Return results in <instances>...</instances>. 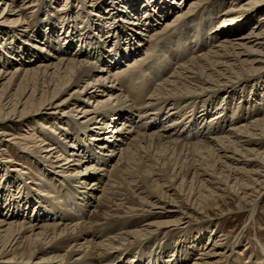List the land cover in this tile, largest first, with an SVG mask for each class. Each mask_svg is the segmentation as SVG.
Segmentation results:
<instances>
[{"label":"bare ground","instance_id":"6f19581e","mask_svg":"<svg viewBox=\"0 0 264 264\" xmlns=\"http://www.w3.org/2000/svg\"><path fill=\"white\" fill-rule=\"evenodd\" d=\"M30 1L0 0V264H264L214 227L180 234L261 196L264 0H79L49 24Z\"/></svg>","mask_w":264,"mask_h":264},{"label":"rangeland","instance_id":"374dc122","mask_svg":"<svg viewBox=\"0 0 264 264\" xmlns=\"http://www.w3.org/2000/svg\"><path fill=\"white\" fill-rule=\"evenodd\" d=\"M16 1L17 2L19 1L18 2V5L19 6H22L26 2H29V0H27L25 3L24 2H21L22 0H16ZM34 1H35L34 2V6H37L39 3L37 4V2H36L37 0H34ZM38 1H40V5H39V8L38 9H40L41 12H39V13L36 14V18L38 19L40 17L41 20H43V22H45V23H47V19L49 18V12H47V11H50V10L52 11L51 7H53V6L55 8V11L56 10H59V12H51L50 11L51 16L53 17L51 19L54 21L55 19H58L59 20V18H60V21L61 22L63 21V23L68 18V16L64 13L66 11H63V9H64L65 6L68 5V8H69V6L70 7L71 6L74 7L75 8L74 12H76V9H77V11H79L80 8L82 7L81 5H79L77 7V4L75 2H73V1L79 2V0H60L58 2H56L57 0H38ZM111 1L112 0H99L96 3H99L100 5H102V6L104 5V7H106V5H108V4L110 5L111 4ZM191 1L192 0H187L182 5V7H180V9L182 11L184 9H186ZM208 1L210 3H213V2L218 3L221 0H208ZM247 1L248 0H240V1H238V5H240V4L242 5L243 3L247 2ZM114 2H115V4L112 7H108L107 10L110 11V12H114L115 9H116V11L117 10H119V11L122 10L123 11L122 5H121L120 1L119 0L118 1L117 0H114ZM226 5H227V7L230 6L231 5V0H228L227 3H226ZM24 7H20V8L24 9ZM177 7H178V5H177ZM38 9L34 7V10H30V11L28 10V12L27 11L26 12H22V16H24V18L28 21V26H29L30 29H36V20H34V17H33V14L34 13L32 14L31 12H33V11L35 12V10L37 11ZM204 10H205V8H204ZM206 13H207V11H206ZM95 14H97V13L95 12ZM173 16H174V14H172L166 21L164 20L162 23H160L157 27H154L153 29L162 28V26H164V23H166L168 20H171ZM118 22H120L121 24L124 25V22H123V19L122 18L119 19ZM47 24H49V22ZM253 26H254V24L251 23V27H253ZM251 27L247 30V33L250 32ZM167 29H166V31L164 30L165 33L167 32ZM118 32L119 31L117 30L116 33H115V35ZM96 33H97V31H96ZM167 35H169V32H167ZM111 36L112 37H109L108 39L114 37L113 35H111ZM163 37H166V35L163 36ZM159 39H162L161 36H160ZM131 60L132 59H130V61ZM124 64H126V63H124ZM70 93H73V90ZM260 93H261V91H260ZM224 95L225 94H223V93H222V95H220L221 96V100L222 99L224 100V97H223ZM260 95H262V94H260ZM66 97H67V95H66ZM226 98L227 97H225V99ZM111 102H113V100ZM115 104L116 103L114 102L113 103V106H119L118 104L117 105H115ZM243 105H245V104H241L242 107H243ZM232 108H234V105H233ZM212 110H213V108H212ZM232 110L233 109H231L230 111H228V113L231 114L233 112ZM165 112H166V110L164 111V113ZM237 113H239V117L242 116L244 114L243 113V109L241 110V108H240L237 111ZM79 117L81 118L80 115L77 118H79ZM137 118L138 117L136 115V120H137ZM162 118H164V117H162ZM226 121L228 122V124H227V126H228L231 123V118H228L227 119V117H226ZM238 121H239V118H238ZM228 128L229 127H227V129ZM108 134L110 136H116V130H115L114 126L108 128ZM18 137H21V135L18 136ZM21 138H23V137H21ZM26 141L27 140H21V139H19L18 141H16V143H17L18 146L13 147V145H12V147L14 148V149H12V151L14 152L13 153L14 154L13 156H16V157H19L20 159H22L23 156L28 155V158L29 159H32L33 161H36L37 160V161L43 162L44 159L43 160L42 159L40 160V157L39 156L33 157L32 154H28V153L25 152L27 150V149H25L26 146L24 147V145L27 143ZM19 143H20V145H19ZM30 145L31 144H29V146ZM19 146H20V148H19ZM32 147H33V145H32ZM27 151H30V148ZM111 164H112V162L109 163V165H111ZM108 170H111V169L108 168ZM95 173L96 174H100L102 177H104V181H102V183L103 182L105 183V181H106L105 180V176H103V175H105V173L104 172H97V171ZM31 181L32 180L28 181V183H23V186L24 185H26V186L29 185L30 186L31 185L30 184ZM76 182H78V181H76ZM92 183H91V185H92ZM97 189L100 190V188H97ZM99 190H98V192H99ZM260 192H261V196L257 199L258 201L255 200L256 198H253V200H251V201H249V203H245V204L239 203L238 200H236L234 196H232V197L230 196V198H228L226 200H220L217 203V205L210 206L208 212L206 213L207 215L200 214V215H198L196 217H191V218L188 217L186 219V222L189 221V220L191 221L192 227H191V229L189 231H193V232H189V231L186 232V230H182V232L180 234H182V235L184 234V236L185 235L186 236H189L191 234L193 236H197V234H198L197 231L199 229H201L202 231H205L206 232V237H207V236H210L211 229L214 227V228H216V230H218L217 233L216 232L215 233L217 235L218 234L219 235H222V233H223V235H225V237L227 236L226 237L227 241L230 240L229 241L230 243L234 242L235 239L238 236L242 239V241H243L242 242V245H241L242 247H240L238 250L241 251L240 253H243L244 254L243 255L244 258H247V256L250 255V253H251V257H253V258L256 255H263L262 249L264 248V187L260 190ZM255 201H256V203H255ZM254 205H256L258 207H256V213L254 214V217H252L251 216V212H252L251 210L253 209ZM67 213L69 215V211L68 210H67ZM89 216L92 217L93 216V213L89 214ZM205 223L212 224L211 225L212 227H210V225L205 226L206 225ZM175 234L176 233H174L173 235H175ZM168 237L169 236H167V238H165L164 241H167L168 240ZM181 238L182 237H179V235L176 234V236H174V239H172V240L170 239V241H173V242L176 241L177 242ZM183 245H185V243H183ZM191 246H193V244ZM238 250H236V252ZM197 253L198 252L196 251L194 253V255H197ZM258 253H260V254H258ZM194 255H192V259L195 257ZM192 259H190L189 261H187L186 264L189 263ZM247 260H245V261L247 262Z\"/></svg>","mask_w":264,"mask_h":264}]
</instances>
